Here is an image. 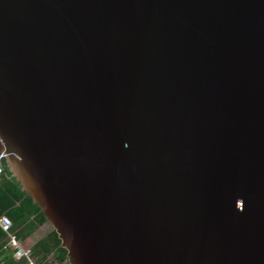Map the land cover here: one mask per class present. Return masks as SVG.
I'll list each match as a JSON object with an SVG mask.
<instances>
[{
	"label": "water",
	"instance_id": "95a60500",
	"mask_svg": "<svg viewBox=\"0 0 264 264\" xmlns=\"http://www.w3.org/2000/svg\"><path fill=\"white\" fill-rule=\"evenodd\" d=\"M0 164L69 264H264V0H0Z\"/></svg>",
	"mask_w": 264,
	"mask_h": 264
},
{
	"label": "trees",
	"instance_id": "16d2710c",
	"mask_svg": "<svg viewBox=\"0 0 264 264\" xmlns=\"http://www.w3.org/2000/svg\"><path fill=\"white\" fill-rule=\"evenodd\" d=\"M0 215H6L12 222V230L19 239L31 236L43 225H47L40 208L29 196L20 190L19 185L3 173L0 177ZM48 235L32 248V253L41 264H69L66 250L60 246L57 234L49 228ZM3 232L0 230V262L17 264L11 255L2 251Z\"/></svg>",
	"mask_w": 264,
	"mask_h": 264
},
{
	"label": "built area",
	"instance_id": "2783aa9c",
	"mask_svg": "<svg viewBox=\"0 0 264 264\" xmlns=\"http://www.w3.org/2000/svg\"><path fill=\"white\" fill-rule=\"evenodd\" d=\"M3 173V167L0 164V177ZM0 230L3 232L4 243L2 245V251L10 253L11 258L17 264H41L32 250L25 247L21 240L17 237L16 233L12 230V222L6 215H0ZM0 264H6L3 261Z\"/></svg>",
	"mask_w": 264,
	"mask_h": 264
},
{
	"label": "crops",
	"instance_id": "0c3cea01",
	"mask_svg": "<svg viewBox=\"0 0 264 264\" xmlns=\"http://www.w3.org/2000/svg\"><path fill=\"white\" fill-rule=\"evenodd\" d=\"M50 231L49 227L47 225H43L38 230H36L34 233H32L31 236L21 238V243L32 250L34 245L38 242H40L42 239H44L48 232ZM10 255V253H8Z\"/></svg>",
	"mask_w": 264,
	"mask_h": 264
}]
</instances>
